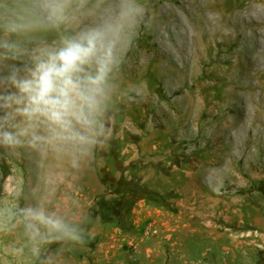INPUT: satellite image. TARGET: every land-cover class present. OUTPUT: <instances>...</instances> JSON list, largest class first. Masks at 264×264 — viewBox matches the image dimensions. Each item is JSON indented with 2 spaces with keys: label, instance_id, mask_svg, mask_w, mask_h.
Masks as SVG:
<instances>
[{
  "label": "rangeland",
  "instance_id": "rangeland-1",
  "mask_svg": "<svg viewBox=\"0 0 264 264\" xmlns=\"http://www.w3.org/2000/svg\"><path fill=\"white\" fill-rule=\"evenodd\" d=\"M125 1L116 13L110 0H72L51 25L39 0H0V41L25 52L0 59V76L104 28V11L115 30L97 143L0 146V264H264V2L240 0L254 23L233 15L240 27L225 26L238 32L228 42L199 31L205 0ZM20 18L33 27L6 33ZM26 208L55 214L87 242L33 241Z\"/></svg>",
  "mask_w": 264,
  "mask_h": 264
},
{
  "label": "clouds",
  "instance_id": "clouds-1",
  "mask_svg": "<svg viewBox=\"0 0 264 264\" xmlns=\"http://www.w3.org/2000/svg\"><path fill=\"white\" fill-rule=\"evenodd\" d=\"M70 3L71 0H39V7L47 13L48 23L56 25L65 19ZM32 27L22 18L9 19L3 25L9 34ZM114 31L112 26H106L82 32L65 39L59 48H42L33 53L31 66L20 68L13 64L6 75L0 76V87L7 89L0 93V146L14 149L25 143L36 147L47 142L87 147L97 143L105 131L100 117L108 75L115 63L114 41L110 38ZM24 54L17 43L0 41V59L19 60ZM38 124L45 125L48 136L37 134ZM21 215L33 241L55 235L57 239L87 242L78 227L42 208L22 209ZM41 227L46 233L41 232ZM33 251L38 253L37 248Z\"/></svg>",
  "mask_w": 264,
  "mask_h": 264
},
{
  "label": "bare ground",
  "instance_id": "bare-ground-1",
  "mask_svg": "<svg viewBox=\"0 0 264 264\" xmlns=\"http://www.w3.org/2000/svg\"><path fill=\"white\" fill-rule=\"evenodd\" d=\"M72 1V0H71ZM80 1V0H79ZM111 3H113L114 5V9L117 13L118 10H120L122 7H126L127 8V1L125 0H110ZM254 1H263L264 0H251V2H253L254 4ZM258 2V3H259ZM241 1L240 0H205L204 3H199L195 9L198 13V15L196 16V22L198 23V25L200 26V32L201 34H209L211 37H224L226 41H230L231 39H235L237 37V34H235L234 31H227L225 29V26L226 27H232L234 30H236L238 27H240L237 22H235V20L232 18L233 15H238V18H240L242 20V23L244 22V18H242V15H241V11L239 10V7H241L240 5ZM109 5V3H108ZM107 5V6H108ZM180 5V4H179ZM262 5V4H261ZM264 5V4H263ZM106 6V7H107ZM111 6V5H110ZM131 6V5H130ZM105 7V8H106ZM133 10H135L136 8L133 6H131ZM252 7V6H251ZM251 7L249 6L248 7V10L251 9ZM174 10V9H173ZM205 10H215V12L218 13V16H215V17H209V16H206L204 15V11ZM247 12V11H246ZM249 12V11H248ZM111 13L112 12H108L107 11H104L102 12L103 14V17H102V14L101 16H97L98 15V11H95L93 13V16H97L99 18V27H106L108 26L109 24L104 20V18H110L111 17ZM174 13V12H173ZM245 13V12H244ZM253 13V12H252ZM246 14V13H245ZM100 15V14H99ZM248 16L250 15V20L249 21H245L244 24H247L248 22L251 23V25L254 23L253 21V16L251 14H247ZM247 16V17H248ZM156 21H158V23H156L155 25H157L158 29H161L162 27V22H163V19H164V16L163 15H157L155 13V18H154ZM249 19V18H248ZM255 19V18H254ZM223 20V24H219L218 25V22ZM165 21V20H164ZM167 21V20H166ZM81 22V21H80ZM106 22V23H105ZM109 22V21H108ZM239 22V21H238ZM77 25H80L79 24V21H77L76 23ZM82 24V23H81ZM164 24V23H163ZM238 25V26H237ZM93 29V28H92ZM232 29V30H233ZM242 29V28H241ZM243 33V31H242ZM252 36V35H251ZM237 39V38H236ZM224 40V41H225ZM204 44H208L207 41H204ZM240 66V64H238ZM243 66V65H241ZM237 67V66H236ZM249 67V66H248ZM237 69V68H236ZM243 69V68H241ZM240 69V70H241ZM259 69V68H258ZM239 70V71H240ZM246 70V69H245ZM262 70V69H261ZM249 71V70H248ZM251 71V70H250ZM264 71V70H263ZM243 72V70H242ZM245 72V71H244ZM254 72V71H253ZM237 74V72H235ZM226 74V73H225ZM249 74V73H248ZM255 74H258V72H255ZM239 75V74H237ZM236 75V76H237ZM259 75V74H258ZM262 75H264L262 73ZM261 75V76H262ZM255 76V75H254ZM231 77V76H230ZM251 77V76H250ZM229 78V77H228ZM260 78V77H259ZM234 80V79H233ZM232 80V81H233ZM237 80V79H236ZM232 84V83H231Z\"/></svg>",
  "mask_w": 264,
  "mask_h": 264
}]
</instances>
